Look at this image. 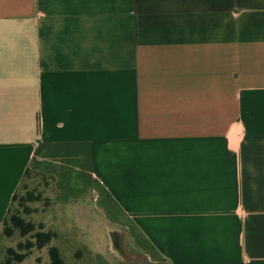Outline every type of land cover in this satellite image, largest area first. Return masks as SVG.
<instances>
[{"label":"crops","instance_id":"crops-1","mask_svg":"<svg viewBox=\"0 0 264 264\" xmlns=\"http://www.w3.org/2000/svg\"><path fill=\"white\" fill-rule=\"evenodd\" d=\"M26 171L91 264H264V0H0V233Z\"/></svg>","mask_w":264,"mask_h":264},{"label":"rangeland","instance_id":"rangeland-1","mask_svg":"<svg viewBox=\"0 0 264 264\" xmlns=\"http://www.w3.org/2000/svg\"><path fill=\"white\" fill-rule=\"evenodd\" d=\"M24 186L19 189V197L25 192V190H33L35 194H40L42 196L41 201L32 203L28 207L33 211L30 215H22L24 220L29 221L35 225L43 224L47 221L48 231L55 233L56 237L51 241L49 246H55L59 249L62 258L66 264H91V246L93 243L103 245L106 243L105 231L104 230H94L92 233L97 239L92 240L88 237L87 231L73 229L71 223L65 222L61 230H56L53 228L55 221L52 222L51 217H55V213L51 211L49 207V184L42 178L31 176L24 180ZM14 210L22 211V208L18 207V202L13 206ZM71 215V213H70ZM44 225V224H43ZM50 225V226H49ZM50 227L52 229H50ZM55 227V226H54ZM44 231L45 225H44ZM93 237V236H92ZM24 239L20 238L17 234L11 238L0 237V264L4 261L6 256V249L13 248L16 249L18 243L23 242ZM116 242H121L120 239ZM115 242V243H116ZM80 252L81 256L77 257V253ZM21 264H49V257L47 254V248L40 251L33 250L32 254L25 259Z\"/></svg>","mask_w":264,"mask_h":264},{"label":"trees","instance_id":"trees-1","mask_svg":"<svg viewBox=\"0 0 264 264\" xmlns=\"http://www.w3.org/2000/svg\"><path fill=\"white\" fill-rule=\"evenodd\" d=\"M31 176L38 177V175L26 171L23 182ZM42 179L43 181L45 180L43 177ZM23 182L19 186V189L24 186ZM19 189L12 197L11 206L4 220L0 237L4 236L11 239L17 234L24 241L18 243L16 249H6V256L1 264H21L32 254L34 249L40 251L44 248H47L49 264H66L59 249L55 246H49L51 241L56 237L55 233L44 231L43 224L35 225L24 220L22 217V215L27 216L33 212L28 205L41 201L42 196L40 194L36 195L33 190H25L23 196L19 197ZM16 202H18V207L22 208V211L14 210L13 206ZM80 256L81 253L78 252L77 257Z\"/></svg>","mask_w":264,"mask_h":264}]
</instances>
